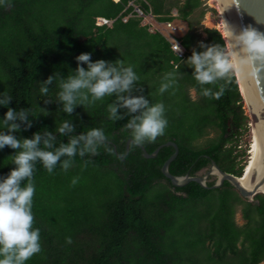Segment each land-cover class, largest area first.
Instances as JSON below:
<instances>
[{
    "label": "trees",
    "instance_id": "obj_1",
    "mask_svg": "<svg viewBox=\"0 0 264 264\" xmlns=\"http://www.w3.org/2000/svg\"><path fill=\"white\" fill-rule=\"evenodd\" d=\"M127 2H0V92L12 97L8 107L29 109L34 116H29L32 126L21 123L15 135L30 138L33 132L47 129L58 145L71 135L102 127L112 149L101 146L95 155H75L67 169L58 162L51 173L36 162L32 212L33 227L40 229L41 251L25 264H260L264 261V193L249 201L226 181L208 189L196 182L172 185L161 167L173 147H161L153 158H144L138 145L126 152L130 130L124 125L130 114L121 108L123 119H109L108 105L115 96L76 106L70 114L63 112L57 97L60 77L72 74L78 54L90 51L93 61L121 60L124 66L132 65L139 77L129 94L144 95L165 108L163 134L140 144L148 153L173 141L178 153L168 167L172 175H195L211 160L224 172L242 175L244 151L238 150V142L248 118L237 78L233 74L228 82L201 86L187 62L193 50H203L201 42L221 43L226 49L217 29L199 26L205 12L202 0L142 3L158 20L182 24L178 39L185 49L183 58L172 52L162 35L141 26L139 19L123 22L122 16L130 10L125 9ZM172 9L176 16H171ZM97 17L113 22L96 26ZM169 72H175L176 83L160 92ZM53 74L48 92L41 93V83ZM220 85L224 93L219 99L201 94L202 87L218 90ZM5 111L0 107V117ZM64 119L74 129L61 136L55 128ZM210 133H214L211 138ZM203 137L205 143L197 144ZM13 152L8 146L0 149V176L14 167ZM237 212L241 224L235 221Z\"/></svg>",
    "mask_w": 264,
    "mask_h": 264
},
{
    "label": "clouds",
    "instance_id": "obj_2",
    "mask_svg": "<svg viewBox=\"0 0 264 264\" xmlns=\"http://www.w3.org/2000/svg\"><path fill=\"white\" fill-rule=\"evenodd\" d=\"M224 31L231 45L230 50H226L221 43L204 45L201 42L203 50H193L187 57L188 65L193 69L192 75L201 86L215 85L220 80L228 82L233 74L243 71L246 65L264 58V32L252 26L236 31L226 22ZM176 49L179 50L177 44ZM75 60L77 65L71 70V75L60 77L56 73L60 77L57 97L64 113L70 114L76 106L91 105L106 96H115V102L108 105L109 119H123L119 111L121 108L130 114V119L124 125L125 129L130 130L129 148L163 134L167 125L164 105L160 102L150 103L144 95L129 94L139 79L132 65L124 66L121 60L93 61L90 51L81 52ZM53 79L54 74L41 83V93L48 92L47 85L52 84ZM175 83V72H169L159 91L164 92ZM223 93V85L218 90L201 88V94L207 97L219 99ZM11 100L10 95L0 92V107L6 108L0 117V149L8 146L14 150L11 154L14 167L7 175L0 176V264H25L41 251L40 229L33 227L32 212L35 193L32 177L36 162L51 173L58 162L67 169L75 155H95L101 146L109 152L112 149L108 146V137L102 127L71 135L66 143L59 142L58 145L56 137L47 129L33 132L30 138L18 137L15 133L20 130L21 123L26 128L32 126L29 119L32 114L29 109L8 107ZM73 129L70 120L64 119L55 132L63 136L73 132ZM68 242H71L70 237Z\"/></svg>",
    "mask_w": 264,
    "mask_h": 264
},
{
    "label": "water",
    "instance_id": "obj_3",
    "mask_svg": "<svg viewBox=\"0 0 264 264\" xmlns=\"http://www.w3.org/2000/svg\"><path fill=\"white\" fill-rule=\"evenodd\" d=\"M225 15L226 23L236 31L252 26L264 32V0H220ZM226 9V10H225ZM225 10V11H224ZM244 92L248 102L249 110L254 124L257 156L256 161L245 175V169L240 177L222 171L218 165L211 160L209 167L204 174L181 176L172 175L169 164L175 159L178 147L173 141H167L158 145L153 152L148 153L142 145H138L144 158H153L163 146H172V154L165 160L161 167L162 174L170 180L171 184L182 187L189 182H196L203 188H218L224 181L228 182L238 194L246 200H252L257 193H264V58L254 60L246 65L243 71L239 72ZM237 80V79H236ZM129 140V139H128ZM126 141V152L129 148ZM213 177L214 182L208 186L209 178ZM246 177L256 184L248 189L245 188L240 179Z\"/></svg>",
    "mask_w": 264,
    "mask_h": 264
},
{
    "label": "built area",
    "instance_id": "obj_4",
    "mask_svg": "<svg viewBox=\"0 0 264 264\" xmlns=\"http://www.w3.org/2000/svg\"><path fill=\"white\" fill-rule=\"evenodd\" d=\"M145 0H128L126 8H130L129 12L122 16L121 20L126 22L128 18L134 17L139 19L141 26L146 27L147 31L150 33H159L165 40L169 43L172 52L178 57L183 58L185 54V49L180 44L178 39L179 32L181 31V26L176 25L170 20H158V16L152 12L150 8L145 10L142 7V3ZM176 16V14H172ZM112 19H106L104 17H97L95 19L96 26H110L112 24ZM176 44L179 46V50L176 49Z\"/></svg>",
    "mask_w": 264,
    "mask_h": 264
},
{
    "label": "rangeland",
    "instance_id": "obj_5",
    "mask_svg": "<svg viewBox=\"0 0 264 264\" xmlns=\"http://www.w3.org/2000/svg\"><path fill=\"white\" fill-rule=\"evenodd\" d=\"M202 2H203V5L205 6V8H204L205 12H204V15L199 19V26L205 27V28H215L220 32V29H219L220 13L216 7L215 0H202ZM172 14L177 15V11L175 9H172L171 16H173ZM176 25L181 26V28H182V24L178 23ZM181 30H183V29H181ZM225 46H226V44H225ZM226 50H227V47H226ZM237 85H238V83H237ZM190 95H191V97H194V92L192 90L190 91ZM245 107L246 106L244 103V99L242 98V108H243L244 114L247 116L248 119H247V129L240 136V139L238 142V150L242 151V152L244 151V153L241 155V159H242V164H245V166H246V164L248 163V160L251 156L250 148H251V144H252V133H251V118L248 115L247 109ZM213 136H214V133H210L209 138H211ZM206 139L207 138H205V137L199 139L197 141V144L202 145L203 143H205ZM204 171H205V169L199 171V174H202ZM211 180H214V178L212 177ZM235 221L238 224H241L243 222L241 217H240L239 212H237L235 215ZM260 264H264V261L261 262Z\"/></svg>",
    "mask_w": 264,
    "mask_h": 264
},
{
    "label": "bare ground",
    "instance_id": "obj_6",
    "mask_svg": "<svg viewBox=\"0 0 264 264\" xmlns=\"http://www.w3.org/2000/svg\"><path fill=\"white\" fill-rule=\"evenodd\" d=\"M215 2H216V7H217V9H218V11L220 13L219 29H220V32H221V34L223 36V39L225 41L227 50H230L231 45L229 44V41L227 39V33L224 31L226 19H225V15H224V12H223L222 4H221L220 0H215ZM235 75H236V78H237L239 91L241 93L242 98L244 99V103H245V106H246L245 108L247 109V113H248V115L251 118V133H252V144H251V148H250L251 156H250V158L248 160V163L245 166V175H246L248 173V171L250 170V168L252 167V165L254 164V162L256 161L257 145H256L254 124H253V120H252L251 113H250V110H249V106H248V102H247V99H246V95H245V92H244V88H243L242 80H241V77H240V73L239 72L235 73ZM240 182L245 188H248V189L252 188L256 184L255 182L249 180L246 177H242L240 179ZM262 191H264V190H262Z\"/></svg>",
    "mask_w": 264,
    "mask_h": 264
},
{
    "label": "flooded vegetation",
    "instance_id": "obj_7",
    "mask_svg": "<svg viewBox=\"0 0 264 264\" xmlns=\"http://www.w3.org/2000/svg\"><path fill=\"white\" fill-rule=\"evenodd\" d=\"M208 167H209V166H208ZM208 167L205 168V171H204L202 174H204V173L206 172V170H207ZM211 178H212V177L209 178V179H210L209 182H214V180H211Z\"/></svg>",
    "mask_w": 264,
    "mask_h": 264
}]
</instances>
